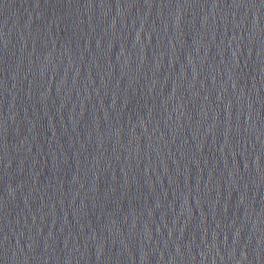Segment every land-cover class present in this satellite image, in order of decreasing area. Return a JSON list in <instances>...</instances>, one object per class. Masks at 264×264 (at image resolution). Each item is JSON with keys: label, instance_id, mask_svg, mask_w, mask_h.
Masks as SVG:
<instances>
[{"label": "water", "instance_id": "1", "mask_svg": "<svg viewBox=\"0 0 264 264\" xmlns=\"http://www.w3.org/2000/svg\"><path fill=\"white\" fill-rule=\"evenodd\" d=\"M0 264H264V0H0Z\"/></svg>", "mask_w": 264, "mask_h": 264}]
</instances>
